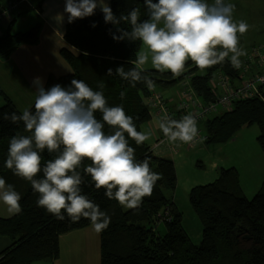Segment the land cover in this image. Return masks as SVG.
<instances>
[{
	"label": "trees",
	"instance_id": "trees-1",
	"mask_svg": "<svg viewBox=\"0 0 264 264\" xmlns=\"http://www.w3.org/2000/svg\"><path fill=\"white\" fill-rule=\"evenodd\" d=\"M109 6L117 16L139 7L140 18L147 17L144 0H111ZM93 23L96 27H92ZM13 24L0 35L2 58L9 57L22 44L38 41L41 23L17 32L12 30ZM119 27L130 30L123 22ZM110 29L119 35L115 26L104 22L100 10L91 17L67 23L64 39L68 45L61 49V53L73 71L59 76L51 74L45 89L57 83L68 86L75 78L84 80L93 90H100L98 84L103 81L109 105H123L126 114L134 118L137 130L143 132L144 125L152 118L146 98L156 91L154 89H167L187 79L201 99L210 102L219 95L214 84L218 71H223L233 82L243 79L244 66L234 68L229 55L225 62L204 70L189 61L184 73L178 77L168 71L160 73L143 68L155 81L154 89L149 90L144 83L131 87L128 81L115 74L108 76L107 72L111 68L115 73L121 65L126 71L134 67L142 43L117 42L112 39ZM121 91L126 92L123 100L120 99ZM262 92L264 94V87ZM1 93L6 102L0 104V175L21 194L22 212L0 217V235L13 239L12 244L0 253V264H32L56 259L61 254L60 235L89 226L91 222L85 218L71 222L67 216L63 221L57 220L37 206L39 194L33 192L30 182L15 176L4 166L10 137L29 133L23 124L17 126L2 118L5 112L19 114L23 111L5 92ZM96 115L100 118L99 112ZM252 124L259 126L258 139L264 148V99L258 96L240 99L229 110L205 119L203 127L208 136L205 143H225L242 126ZM105 131L111 129L106 126ZM129 145L135 148L137 159L150 158L151 169L161 174L162 179L157 181L152 196L144 198L139 211H134L123 208L114 199L109 200L104 189L97 191L90 183L91 178L85 177L83 193L111 217L110 226L100 233L101 264H264V186L253 198H248L236 167L222 168L214 181L193 186L190 202L203 223L202 239L196 244L187 233L183 212L173 199L178 181L174 161L155 154L147 141L137 146L129 139ZM43 155L44 161L53 158L47 152ZM37 178H43L42 173ZM160 223L166 225L164 234L160 231Z\"/></svg>",
	"mask_w": 264,
	"mask_h": 264
},
{
	"label": "clouds",
	"instance_id": "clouds-1",
	"mask_svg": "<svg viewBox=\"0 0 264 264\" xmlns=\"http://www.w3.org/2000/svg\"><path fill=\"white\" fill-rule=\"evenodd\" d=\"M98 8L104 22L119 33L109 30L113 40L140 41L145 46L137 52L134 67L126 71L121 65L115 73L110 68L107 75L115 74L131 87L144 83L149 90L155 85L143 69L149 59L155 70L168 71L174 77L184 73L189 61L204 70L225 62L230 54L231 65L239 69L240 57L247 54L239 47L240 36L254 27L235 20V5L226 0H144L145 19L140 18L139 7L117 16L106 0H65L64 13L67 22L73 23L95 15ZM55 20L62 24L64 14L58 13ZM122 22L130 30L119 27ZM33 85L37 93L33 108L19 114L5 112L2 118L17 126L23 124L29 133L10 137L4 166L30 182L33 192L39 194L37 206L59 221L66 216L71 222L85 218L95 232L105 231L111 217L83 193L85 177H90L91 185L97 191L104 189L109 200L139 211L162 175L151 169L149 157L136 158L129 139L140 146L150 139L151 132L138 131L123 105H109L103 81L98 84L100 90L75 78L68 86L57 83L45 89L42 79L36 77ZM125 96L121 91L120 99ZM106 126L110 132L105 131ZM159 128L169 142L189 144L199 134L197 118L191 113L179 120L164 115ZM45 152L53 158L44 161ZM40 173L43 178H37ZM21 198L14 185L0 177V202L9 215L22 212Z\"/></svg>",
	"mask_w": 264,
	"mask_h": 264
},
{
	"label": "rangeland",
	"instance_id": "rangeland-1",
	"mask_svg": "<svg viewBox=\"0 0 264 264\" xmlns=\"http://www.w3.org/2000/svg\"><path fill=\"white\" fill-rule=\"evenodd\" d=\"M60 2L61 0H57L59 8L62 6ZM106 2L110 4L111 0H106ZM209 2H212V0H209ZM226 2L235 5V11L233 13L235 20H245L248 24L254 25L248 32L240 36L239 47L247 53L241 56L240 60L242 61V65H245V61L253 47H264V0H226ZM97 10L100 9L98 8ZM36 14L37 12L32 10L31 17H35ZM50 19L47 20L49 23H44V18L40 20L39 23H41V25L38 41L33 44L29 43L28 45L32 47L29 51L34 53V60L40 59L41 68L51 65L50 68L52 73L59 76L70 73L73 69L61 53V49L66 46L64 35H56L50 32V24L53 25L54 22L52 15H50ZM27 26V21L21 22L14 27V30H25ZM22 49L21 51H26L25 48ZM143 50H145L144 45H142L140 51ZM144 66H152L151 60L149 59L148 63ZM244 72L248 73V71ZM221 74L225 73L223 71L217 72L216 76L218 81L221 80ZM46 82L47 80L45 79V84ZM0 101H2L0 103L4 102L1 96ZM33 104L34 103H21L19 104V108L23 111L25 109H30ZM220 111L221 110L217 111V113ZM144 127L146 129V124ZM146 132L148 131L146 130ZM259 134L260 128L257 124L244 125L229 141L225 143H206L207 146L199 141L202 145L196 147L194 151H189V144L179 141L172 142V144H174L173 149L166 154L174 160L177 169L178 181L173 195L179 208L183 212L184 227L194 243L199 244L201 242L203 223L190 202L189 194L193 186L214 181L222 168L236 167L239 171L241 187L248 198H253L257 192L262 190L264 186V148L258 139ZM201 136H203L202 133ZM153 138H155V135L151 133V137L147 141L153 144ZM172 156H174V158ZM216 170L218 172L217 175ZM88 227V229H91L93 238L94 235L95 237L97 235V240L100 244V233L96 234L91 224ZM159 228L162 234L166 232L165 223H160ZM63 244L62 249L65 252L66 250H64V248L68 243L67 241H63ZM78 245L82 247L84 243L81 242ZM78 245L70 251L68 258L70 263L75 259L76 262L80 264H101L99 245L98 248L95 249L94 246L86 244L84 252L80 250L75 251Z\"/></svg>",
	"mask_w": 264,
	"mask_h": 264
},
{
	"label": "crops",
	"instance_id": "crops-1",
	"mask_svg": "<svg viewBox=\"0 0 264 264\" xmlns=\"http://www.w3.org/2000/svg\"><path fill=\"white\" fill-rule=\"evenodd\" d=\"M10 1L12 0H0V9ZM18 1L20 2V4L15 11L11 12L10 15H7L6 18H0V35L4 33V31L12 22H14L12 30L14 32H17V31H21V29L15 31L14 27H16V25L20 24L21 22L27 21L28 22L27 29H29L36 23L40 22V20H43V18L45 19L44 23H49L47 20L50 19V15H52V17L54 18L53 25L50 24L51 25L50 32L56 35L65 34L66 25L68 23L67 14L64 13L65 0H61L60 3H62V6L60 8L57 5V0H18ZM32 10H35V12H37L35 17H31ZM58 13L64 14V20L62 24L58 23L55 20V17ZM28 44L29 43L22 44L7 58L0 57V91L5 92L10 97V99H12L13 102L18 106V108H19V104L21 103H26V104L34 103V100L36 99V95H37L36 87L33 85L34 78L40 77L42 79L44 86L45 79L47 80L48 77L51 74H53L50 68L51 65L50 66L47 65L45 68H41L40 59L34 60L35 59L34 53L29 51L32 47H29ZM67 45L68 44L66 42V46ZM22 48H25L26 51H21L23 50ZM146 67L153 68L152 66L143 65V68ZM247 68H248L247 70H244V71H248V73L244 74L245 76L251 75L257 69V66L256 65H254L253 67L248 66ZM186 80L187 79H183L182 81L178 82L174 86L169 87L167 89L153 88L154 90H156L153 92L161 94L164 103L166 105V108L168 109V114L152 104L151 94L149 95L148 98H146V103L151 109L152 118L146 123V129L145 127H143V132H146L147 130L148 132L154 133L155 138H153V144H150L148 141L147 143L151 145L153 152L159 156H164L172 159L166 153L170 152V150L173 149L174 144H172V142L169 141H163L164 135L159 128V123L164 115H169L173 119H177V120L181 119L185 115V112H182L179 108V101L186 86H189V84L187 83L188 80L187 81ZM241 80L235 82H240ZM214 84L218 89V93H221L222 88L220 87L219 81L217 80V76H216V81L214 79ZM0 96L4 100L3 103H5L6 99L1 94V92H0ZM224 111L225 110H222L219 113H214L209 117H212L217 114H221ZM198 128L199 130H201L203 137L206 136L207 139L208 136L204 131L203 121L198 122ZM206 139L205 140L202 139L200 141L205 146H207V144L205 143ZM200 142L194 145L193 144L191 145L189 143L188 145L189 151H194L196 147H200V145H202L200 144ZM172 157L174 158V156ZM217 173L218 172L216 170V175ZM0 177L2 176L0 175ZM173 199L176 202L174 195H173ZM10 216L12 215H9V213L7 212V207L2 202H0V217H10ZM88 228H89L88 226H85L82 228H77L69 232L63 233L62 235H60V244H61L60 256L56 259L35 261L32 264H80L79 262H76L75 259L71 263L69 262L68 258L71 249H73L76 245L80 244L81 242H83L84 245H82V247L78 245L75 248V251L80 250L84 252L86 249L85 246L86 244H88L89 246H94L95 249L98 248V245L100 246L97 240V235L96 237L94 235L93 238L91 229ZM63 241L64 242L67 241L68 243L67 246L64 248V250H66L65 252L62 249ZM12 242L13 239L10 236L0 235V253L4 251L6 248H8L12 244Z\"/></svg>",
	"mask_w": 264,
	"mask_h": 264
},
{
	"label": "built area",
	"instance_id": "built-area-1",
	"mask_svg": "<svg viewBox=\"0 0 264 264\" xmlns=\"http://www.w3.org/2000/svg\"><path fill=\"white\" fill-rule=\"evenodd\" d=\"M20 2L18 0H12L0 9V18H6L11 12L15 11ZM257 66V69L249 76H245L243 73V79L240 82H233L226 74H221V80L219 81L222 92L210 102H205L201 97L193 90L191 86H186L179 101V108L185 115L191 113L197 118V121H204L210 115L217 113L219 110H229L233 103L240 99H247L251 97H261L264 99L262 87H264V47H253L251 53L245 61L244 70H247L248 66ZM152 104L165 111L168 114V109L164 103L161 94L153 92L151 94ZM163 141H168L166 137H163ZM205 140L206 136H201V130H199L198 137L195 141L190 143L191 145L198 143L201 140Z\"/></svg>",
	"mask_w": 264,
	"mask_h": 264
}]
</instances>
